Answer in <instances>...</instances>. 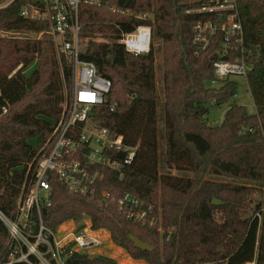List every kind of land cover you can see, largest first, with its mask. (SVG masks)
I'll use <instances>...</instances> for the list:
<instances>
[{
    "label": "trees",
    "instance_id": "obj_1",
    "mask_svg": "<svg viewBox=\"0 0 264 264\" xmlns=\"http://www.w3.org/2000/svg\"><path fill=\"white\" fill-rule=\"evenodd\" d=\"M24 5L42 7L43 0H14L0 9V208L9 215L35 174L40 149L62 118L66 88L72 85V67L58 58L48 22L24 18ZM239 8L256 60L248 76L255 112L234 103L220 124H211L208 105L229 102L237 84L228 79L210 87L221 38L207 49L194 44V24L202 16L185 13L180 0L83 1L81 58L112 82L106 104L94 108L91 117L122 134L127 144H138L139 151L122 175L102 168L94 196L70 191L53 177L51 205L44 213L49 227L89 216L93 230H109L114 243L145 264H244L256 252L257 264H264V211L260 231L255 218L264 203L254 195L263 189L251 184H264V0H239ZM151 11L152 20L137 17ZM142 23L153 25L162 41L166 166L196 177L160 171L155 51L136 56L119 40ZM1 31L43 37H5ZM34 61L38 66L27 75L24 69ZM126 192L152 206L162 232L120 211L117 200ZM213 198L223 204L213 205ZM128 232L154 251L137 248ZM6 237L0 221V240ZM70 264L116 262L77 254Z\"/></svg>",
    "mask_w": 264,
    "mask_h": 264
},
{
    "label": "built area",
    "instance_id": "obj_2",
    "mask_svg": "<svg viewBox=\"0 0 264 264\" xmlns=\"http://www.w3.org/2000/svg\"><path fill=\"white\" fill-rule=\"evenodd\" d=\"M13 1L1 2L0 9ZM83 1L89 2L43 0L42 7L24 5L21 10L24 18L48 22L58 58L64 57L72 67V85L71 89L66 88L63 116L41 147L35 174L17 200L14 213L9 215L0 208V221L7 231L6 240H0V264H70L75 255L102 245L99 237L80 229L59 236L57 228L45 223L44 210L51 205V181L55 177L70 191L94 196L104 177L102 168L122 175L138 155V144H127L122 134L98 125L91 117L94 108L106 104L112 82L99 73L95 63L81 58ZM180 3L185 13L202 16L194 24V44L207 49L215 38H221L217 51L220 58L213 63L215 77L210 87H218V82L230 80L231 76L248 79L256 60L245 37L239 0H180ZM153 16L152 11L137 15L142 20H152ZM153 32V25L142 23L133 32L123 33L119 40L128 52L145 55L151 51ZM111 110H116V104ZM117 202L129 219L163 231L152 206H146L141 199L126 192ZM263 211L264 205L255 214L259 231ZM244 264H257V252Z\"/></svg>",
    "mask_w": 264,
    "mask_h": 264
},
{
    "label": "rangeland",
    "instance_id": "obj_3",
    "mask_svg": "<svg viewBox=\"0 0 264 264\" xmlns=\"http://www.w3.org/2000/svg\"><path fill=\"white\" fill-rule=\"evenodd\" d=\"M7 2L8 0H4ZM2 36L5 37H27L30 36L32 38H42L43 35L40 33H14V32H5L1 31ZM152 48L155 51L156 56V83L159 94L158 101V127H159V148H160V171L161 173H170L177 176H185V177H196V173L192 171H180L174 168H168L165 163V122H164V69H163V52H162V41L159 37L155 35L153 32L152 37ZM38 66V61H34L28 67L24 69L27 75H30ZM231 81H234L236 86V95L227 103H223L220 105L209 104V112L206 116V119L211 124H220L224 118V114L226 110L230 107V105L236 103L244 105L250 113L255 112V106L253 102V98L250 93V86L248 83V79L242 76H231ZM221 82H218L217 85H220ZM37 144V141H34ZM210 179H217L223 181H230L241 183L242 181L237 179H231L230 177H217V176H205ZM253 185L261 186L262 191L255 193V197L263 200L264 203V184L259 182H251ZM160 218V217H159ZM92 223L89 216H84L81 220L75 221L71 220L63 223L62 225L57 227V234L59 236L69 232L76 231L80 229L81 231L92 234L94 236L99 237L102 240V245L93 246L86 250L87 255H105L108 256L116 262V264H143L144 261L140 259L132 258L128 252L121 246L117 245L111 239L110 231L104 228L93 230L91 228Z\"/></svg>",
    "mask_w": 264,
    "mask_h": 264
},
{
    "label": "water",
    "instance_id": "obj_4",
    "mask_svg": "<svg viewBox=\"0 0 264 264\" xmlns=\"http://www.w3.org/2000/svg\"><path fill=\"white\" fill-rule=\"evenodd\" d=\"M212 204L218 206V205H222L223 202L220 199H218V198H213ZM46 211H47V209L44 210V212H46ZM127 235H128V237L130 238V240L134 243V245L137 248H139L141 250H144V251H154L155 246H152L149 243L142 241L134 233L128 232ZM95 257H96V255H90V258L91 259H94Z\"/></svg>",
    "mask_w": 264,
    "mask_h": 264
},
{
    "label": "crops",
    "instance_id": "obj_5",
    "mask_svg": "<svg viewBox=\"0 0 264 264\" xmlns=\"http://www.w3.org/2000/svg\"><path fill=\"white\" fill-rule=\"evenodd\" d=\"M129 254V253H128ZM140 260H142V259H140ZM144 261V260H143ZM143 264H145V261H144V263Z\"/></svg>",
    "mask_w": 264,
    "mask_h": 264
}]
</instances>
